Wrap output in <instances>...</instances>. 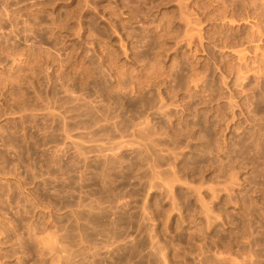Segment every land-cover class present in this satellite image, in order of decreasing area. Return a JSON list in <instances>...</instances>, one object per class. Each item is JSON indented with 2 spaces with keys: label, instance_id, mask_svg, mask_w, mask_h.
Listing matches in <instances>:
<instances>
[{
  "label": "rangeland",
  "instance_id": "obj_1",
  "mask_svg": "<svg viewBox=\"0 0 264 264\" xmlns=\"http://www.w3.org/2000/svg\"><path fill=\"white\" fill-rule=\"evenodd\" d=\"M0 264H264V0H0Z\"/></svg>",
  "mask_w": 264,
  "mask_h": 264
}]
</instances>
